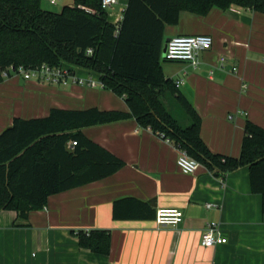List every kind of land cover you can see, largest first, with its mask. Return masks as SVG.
Listing matches in <instances>:
<instances>
[{
  "label": "crops",
  "instance_id": "obj_1",
  "mask_svg": "<svg viewBox=\"0 0 264 264\" xmlns=\"http://www.w3.org/2000/svg\"><path fill=\"white\" fill-rule=\"evenodd\" d=\"M128 3L120 0L107 11L109 22L119 27ZM59 4L63 10L74 0ZM197 35L211 36L213 46L198 54L196 67L165 59L169 39ZM164 41V76L185 78L179 91L202 118V139L214 154L239 158L247 123L264 129V15L238 7L213 8L204 16L182 12L178 24L166 26ZM75 75L100 81L85 70ZM54 108L129 111L112 91L43 84L12 72L0 84V133L15 118H44ZM83 134L125 167L51 196L47 208L32 212L26 226H17L22 223L16 212L0 211V264H264L262 197L252 191L249 169L224 179L204 166L194 175L183 174L179 149L134 120L84 129ZM124 199L132 201L118 203ZM161 208L182 210L181 225L159 227L154 216ZM212 221L220 223L227 243L203 247ZM79 230L110 231V253L80 248L73 234Z\"/></svg>",
  "mask_w": 264,
  "mask_h": 264
},
{
  "label": "trees",
  "instance_id": "obj_2",
  "mask_svg": "<svg viewBox=\"0 0 264 264\" xmlns=\"http://www.w3.org/2000/svg\"><path fill=\"white\" fill-rule=\"evenodd\" d=\"M42 2L0 0V84L21 67L46 64L74 74L85 70L123 98L129 111L54 108L44 118H15L0 133V211L16 212L22 223L17 226H26L32 212L47 208L51 196L123 169L124 161L88 139L83 130L134 120L141 128L163 134L213 175L224 179L249 169L264 214V129L247 123L239 158L214 154L202 139L201 116L161 67L165 28L178 24L182 12L204 16L213 8L238 7L264 15V0H129L119 27L109 22L102 0H74L73 7L59 13L43 9ZM168 95L188 117L186 126L168 110ZM71 142H77L73 149L68 147ZM128 201L132 199L118 203ZM114 217H119L116 208ZM73 234L80 248L110 253V231Z\"/></svg>",
  "mask_w": 264,
  "mask_h": 264
},
{
  "label": "built area",
  "instance_id": "obj_3",
  "mask_svg": "<svg viewBox=\"0 0 264 264\" xmlns=\"http://www.w3.org/2000/svg\"><path fill=\"white\" fill-rule=\"evenodd\" d=\"M54 3L59 0H49ZM120 0H102V9L109 11L115 7ZM167 52L165 59L170 62H191L196 67V59L200 52L209 51L213 46V39L209 35L197 36H175L167 43ZM93 50H88V55H91ZM221 66L224 65L225 59H220ZM236 70V69H234ZM18 73L22 74L26 80H34L43 84H62L68 85H83L90 88L104 89V85L95 78H81L72 73L68 68H55L49 65H42L35 69H25L21 67ZM7 77V74L4 73ZM185 84V78L175 80V85L180 88ZM164 138L165 136L161 134ZM168 143H173L170 139L165 138ZM174 144V143H173ZM77 142L69 143V149H73ZM175 145V144H174ZM176 146V145H175ZM179 149L178 167L183 174L194 175L202 165L193 160L188 153L176 146ZM209 208L213 205H208ZM184 213L179 209H158L156 213V223L159 227H173L177 228L183 222ZM227 243V239L222 236L220 223L209 222L202 239V246L212 248L217 245Z\"/></svg>",
  "mask_w": 264,
  "mask_h": 264
},
{
  "label": "rangeland",
  "instance_id": "obj_4",
  "mask_svg": "<svg viewBox=\"0 0 264 264\" xmlns=\"http://www.w3.org/2000/svg\"><path fill=\"white\" fill-rule=\"evenodd\" d=\"M43 4H45L43 9L47 11L56 12V13H59L62 11V9H60L59 7L60 6L59 1L54 2V3H50V2L46 3L44 0ZM166 105H167L168 110L171 112V114L175 116L181 122V124L186 126L189 123L188 117L183 112L181 107L171 97V95L167 96ZM34 252L37 253V251H33V253Z\"/></svg>",
  "mask_w": 264,
  "mask_h": 264
},
{
  "label": "water",
  "instance_id": "obj_5",
  "mask_svg": "<svg viewBox=\"0 0 264 264\" xmlns=\"http://www.w3.org/2000/svg\"><path fill=\"white\" fill-rule=\"evenodd\" d=\"M169 40H170V39H169ZM169 40H168V42H169ZM167 47H168V44L165 45L164 50H163V56H164V57L166 56Z\"/></svg>",
  "mask_w": 264,
  "mask_h": 264
}]
</instances>
